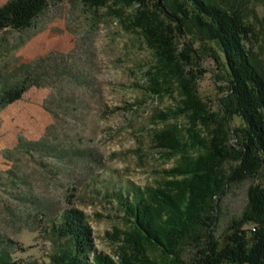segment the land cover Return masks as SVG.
Masks as SVG:
<instances>
[{"label": "rangeland", "instance_id": "obj_1", "mask_svg": "<svg viewBox=\"0 0 264 264\" xmlns=\"http://www.w3.org/2000/svg\"><path fill=\"white\" fill-rule=\"evenodd\" d=\"M6 1L0 0V6ZM212 1L254 28L253 63L264 78V0ZM90 2L51 4L21 33L0 30V80L30 64L50 81L0 110V251L11 262L49 264L60 244L51 235V222L69 208L85 216L93 250L117 260V243L110 236L123 227L118 195L156 186L178 162L157 146L154 136L173 123L186 126L187 120L173 114L166 123L158 120L161 113L177 111L179 98L148 93L155 62L142 37L129 28L127 18L136 8L120 15V5L108 2L96 9ZM198 38L188 36L187 41ZM194 48L199 53L190 54L188 69L201 74L196 90L215 115L212 130L225 124L228 74L215 44L196 43ZM234 123L240 121L234 118ZM20 142L44 146L28 154ZM12 176L15 183L9 181ZM255 184L264 187V168L219 199L211 232L221 248ZM194 254L187 249L184 259Z\"/></svg>", "mask_w": 264, "mask_h": 264}, {"label": "trees", "instance_id": "obj_2", "mask_svg": "<svg viewBox=\"0 0 264 264\" xmlns=\"http://www.w3.org/2000/svg\"><path fill=\"white\" fill-rule=\"evenodd\" d=\"M64 1L8 0L0 6V30L21 33L49 5ZM90 1L96 9L108 2L120 5V15L125 8H136L127 18L129 28L142 37L155 62L148 93L155 98L175 94L179 98L177 111L161 113L158 120L166 123L173 114L184 116L187 125L173 123L154 136L160 149L178 159L162 181L118 195L123 227L110 236L117 243V260L93 250L85 216L69 208L51 222V235L60 244L49 264H264V187L260 184L250 186L247 207L230 222L223 248L211 232L219 199L227 189L255 179L264 168V78L253 63L254 28L240 14L212 0ZM197 34L195 43L187 41ZM208 42L219 48L228 74L222 101L225 124L212 130L215 115L196 90L201 74L188 69L190 54L199 53L194 45ZM214 62L219 64V59ZM32 66H18L0 80V110L21 100L30 88L50 85L46 74ZM234 118L240 121L238 126ZM18 146L31 154L44 145L20 142ZM9 181L15 183V178ZM187 249L195 250L190 261L184 259ZM0 264L18 263L0 251Z\"/></svg>", "mask_w": 264, "mask_h": 264}]
</instances>
